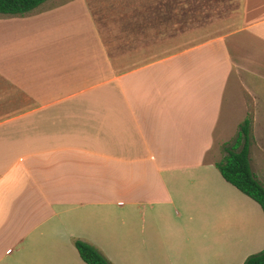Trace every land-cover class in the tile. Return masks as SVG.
I'll list each match as a JSON object with an SVG mask.
<instances>
[{"label":"crops","instance_id":"0c3cea01","mask_svg":"<svg viewBox=\"0 0 264 264\" xmlns=\"http://www.w3.org/2000/svg\"><path fill=\"white\" fill-rule=\"evenodd\" d=\"M195 19L215 20L210 37L110 53L170 49ZM248 113L264 186V0H47L0 17V264H87L76 239L111 264H243L264 213L212 151Z\"/></svg>","mask_w":264,"mask_h":264},{"label":"trees","instance_id":"16d2710c","mask_svg":"<svg viewBox=\"0 0 264 264\" xmlns=\"http://www.w3.org/2000/svg\"><path fill=\"white\" fill-rule=\"evenodd\" d=\"M47 0H0V17L24 16L38 11ZM252 114L248 113L239 124L234 139L222 147L224 154L215 166L223 178L255 200L264 213V186L252 172L249 163ZM75 247L87 264H111L95 246L76 239ZM243 264H264V249L250 254Z\"/></svg>","mask_w":264,"mask_h":264},{"label":"rangeland","instance_id":"374dc122","mask_svg":"<svg viewBox=\"0 0 264 264\" xmlns=\"http://www.w3.org/2000/svg\"><path fill=\"white\" fill-rule=\"evenodd\" d=\"M57 1V0H55ZM99 21V20H98ZM213 21L215 20H203V19H195V20H184L183 23H179V27L176 28L175 31L176 34L174 35V46H172L170 49H159L154 51H143V52H120V51H111V55L114 58H121L125 55L135 56L134 58H137L138 60L146 61L149 59H152L157 56L164 55L168 52H171L173 50L179 49L181 47H184L186 45L195 43L197 41H200L202 39L210 37V35H207L206 31L210 30V26L212 25ZM167 38V40H165ZM169 42L171 40V36H164V42ZM167 44L163 45L166 46ZM173 49V50H172ZM222 146H215L214 151H212L213 159L220 160L224 154V151L222 149ZM260 152L258 150L254 151L255 157L258 158V154ZM259 160H264L263 157L258 158ZM261 170V169H260ZM262 174L264 173V169H262Z\"/></svg>","mask_w":264,"mask_h":264}]
</instances>
